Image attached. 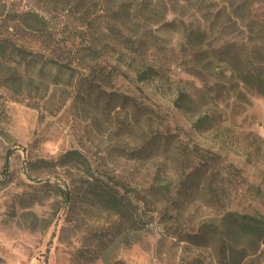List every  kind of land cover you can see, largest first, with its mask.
<instances>
[{
    "label": "rangeland",
    "instance_id": "rangeland-1",
    "mask_svg": "<svg viewBox=\"0 0 264 264\" xmlns=\"http://www.w3.org/2000/svg\"><path fill=\"white\" fill-rule=\"evenodd\" d=\"M26 11L45 20L22 19ZM235 55L239 66H264V0H0V264H233L220 237L196 246L178 231L222 223L229 211L264 214V93L239 81ZM95 62L116 66L114 88L180 132L169 154L135 156L136 136L119 126L125 112L77 97L81 63ZM147 64L159 73L139 81ZM180 91L192 99L184 108ZM195 147L222 157L214 169L232 186L221 202L209 187L179 196L176 157L195 159ZM72 149L90 171L137 191L140 214L122 217L89 199L88 166L61 159ZM224 239L239 264H264V245L232 224Z\"/></svg>",
    "mask_w": 264,
    "mask_h": 264
},
{
    "label": "trees",
    "instance_id": "trees-1",
    "mask_svg": "<svg viewBox=\"0 0 264 264\" xmlns=\"http://www.w3.org/2000/svg\"><path fill=\"white\" fill-rule=\"evenodd\" d=\"M37 17L38 20H45L43 16L33 12L26 11L22 13V19L29 17ZM112 30L113 28L110 27ZM126 41V40H124ZM142 41L140 40V43ZM22 56L29 63H35L38 60L33 57V52L25 47H17ZM131 49L136 53L142 50V46H131ZM129 50V49H128ZM233 70L238 68L240 71L239 81L249 87H256L264 93V66L257 65L253 60L247 62L246 65H240V59L237 55L233 56ZM50 62L56 64L59 68L66 70H76L77 67L71 62L63 63L56 59H50ZM80 72L77 74V79L73 84L76 88V94L79 99L85 103L94 102L96 109L99 111L102 108V102L105 101L104 112L111 114L116 111L117 114L125 112L124 119L119 124L125 131L136 136L137 146L131 150L137 157H145L152 154L164 155L172 151V145L176 136L180 134L170 131L164 124L163 116L151 107L144 100L136 95H131L117 90L115 79L119 74L116 66L108 67L107 64L81 63ZM75 73V72H73ZM159 70L152 64L144 65L138 69L137 79L145 81L158 75ZM191 97L185 92L180 91L175 99V104L178 107L184 108L191 102ZM210 116L205 114L199 117L198 124L206 122ZM180 155L182 151L180 150ZM196 157L193 159L190 156L176 157L179 166L180 181L178 184V193L182 197L186 188L209 187L212 196L221 202L224 195L227 194V186H232L229 180L221 177L220 167L214 169V166H220L222 157L220 154L209 152L206 149L195 147ZM178 155V153H177ZM61 159L65 164L73 167H81L87 165V177L85 182L88 185L89 199L98 202L102 207L113 210L122 217H130L135 213H139L140 202L143 197L137 191L131 189L121 179L112 175L101 177L99 174L90 171L88 159L83 156L81 151L72 149L62 155ZM6 170H9V161L6 163ZM236 172V169H234ZM234 172V171H233ZM233 177L240 174L237 170ZM235 179H232L233 182ZM233 188V187H232ZM66 199L71 198L69 191H64ZM166 193V192H164ZM170 198V197H169ZM173 200L179 202L180 199L173 197ZM144 214V212H143ZM227 221L222 223L207 222L204 223L199 230H179L178 237L180 240L186 241L189 244L196 246H210L215 243V239H222V250L224 260H229L233 264H239V250L229 241H224V236L229 231L231 224L244 233L257 244L264 245V214L256 210L254 213H241L239 211H229L224 217ZM221 249V247H219Z\"/></svg>",
    "mask_w": 264,
    "mask_h": 264
}]
</instances>
